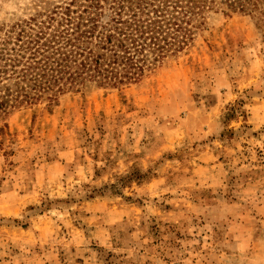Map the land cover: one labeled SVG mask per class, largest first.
I'll return each instance as SVG.
<instances>
[{"label": "rangeland", "instance_id": "1", "mask_svg": "<svg viewBox=\"0 0 264 264\" xmlns=\"http://www.w3.org/2000/svg\"><path fill=\"white\" fill-rule=\"evenodd\" d=\"M61 2L0 0V27ZM0 130V264H264L250 8L210 13L137 83L11 109Z\"/></svg>", "mask_w": 264, "mask_h": 264}, {"label": "trees", "instance_id": "2", "mask_svg": "<svg viewBox=\"0 0 264 264\" xmlns=\"http://www.w3.org/2000/svg\"><path fill=\"white\" fill-rule=\"evenodd\" d=\"M246 8L264 16V0H66L0 27V116L88 87L137 83L210 13Z\"/></svg>", "mask_w": 264, "mask_h": 264}]
</instances>
